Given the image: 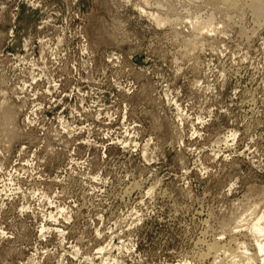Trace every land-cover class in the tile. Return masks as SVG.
<instances>
[{
  "label": "rangeland",
  "instance_id": "rangeland-1",
  "mask_svg": "<svg viewBox=\"0 0 264 264\" xmlns=\"http://www.w3.org/2000/svg\"><path fill=\"white\" fill-rule=\"evenodd\" d=\"M223 1L0 0V264L252 246L264 15Z\"/></svg>",
  "mask_w": 264,
  "mask_h": 264
},
{
  "label": "bare ground",
  "instance_id": "bare-ground-1",
  "mask_svg": "<svg viewBox=\"0 0 264 264\" xmlns=\"http://www.w3.org/2000/svg\"><path fill=\"white\" fill-rule=\"evenodd\" d=\"M223 2L225 4H227V5L234 6V7L238 3H239L238 5H240L239 0H224ZM246 2H249L248 5L251 6V12H252V9H253L255 11L256 15L259 16V17H256L255 14H254V16L256 18H258V21H259L260 20L259 18L264 15V0H249V1H246ZM263 18H264V16H263ZM156 20L160 21L159 18H157V17H156ZM203 31H204V29H203ZM209 32H210V30H209ZM209 32H208V34H209ZM254 211H256V210H254ZM259 211L256 212V214L253 213L256 217L253 219V222H251V224H248V223L245 222V223H242L241 225H239V227H242L243 225H245V226H247L248 230L251 231V233H252L251 236L253 237V243L251 242L252 246L250 245L251 247H249L248 245L241 246L243 243H236V245H238V246L236 248L234 247L235 249L232 250L233 251L232 254H229L230 250L227 251L229 248L225 247V246H228V245H225L223 243L219 244V242H217L218 241L217 240V241H215V244L213 242V246L212 245L209 246V248H208L209 252L208 253H206V254L204 253V256H201V257L198 256V257H200L203 260V259L209 257L210 253L213 254V253H216L218 250H220L219 252H222V253L225 252L224 254H226V252H229L227 254L232 255V256L230 258H228V261H226L225 259H223L224 254H223V256H221L222 259H219L220 257L218 258L216 256L219 253V252H217V254H214V256H212V258L210 257V259H212V261H213L212 264H264V209L261 212H259ZM237 227H238V225H237ZM229 230H230V228H229ZM250 248H251L252 252L249 251ZM225 256H227V255H225ZM235 256L240 257V259L239 258L236 259ZM217 258L219 260H217ZM224 258H226V257H224ZM243 261H245V262H243Z\"/></svg>",
  "mask_w": 264,
  "mask_h": 264
}]
</instances>
